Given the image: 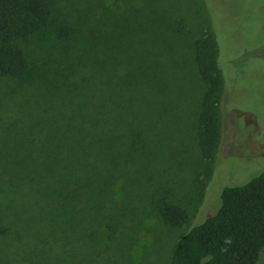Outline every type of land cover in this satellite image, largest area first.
<instances>
[{"label": "trees", "instance_id": "16d2710c", "mask_svg": "<svg viewBox=\"0 0 264 264\" xmlns=\"http://www.w3.org/2000/svg\"><path fill=\"white\" fill-rule=\"evenodd\" d=\"M53 6L0 0V264H105L103 255L112 264L108 251L118 247L109 243L144 216L187 225L167 264H259L264 171L224 187L217 211L193 226L171 189L138 186L151 183L152 166L174 162L186 136L204 161L202 187L213 173L225 78L208 5L167 26L190 52L195 99L187 121L169 107L180 99L176 86H158L164 73L120 61L130 31L110 20L123 9L119 0L87 5L71 24Z\"/></svg>", "mask_w": 264, "mask_h": 264}, {"label": "rangeland", "instance_id": "374dc122", "mask_svg": "<svg viewBox=\"0 0 264 264\" xmlns=\"http://www.w3.org/2000/svg\"><path fill=\"white\" fill-rule=\"evenodd\" d=\"M204 1L119 0L123 5L122 11L110 17L113 23L124 25L130 31L121 43L124 48L120 61L128 62L133 68L143 62L147 67L156 66L160 73H164L162 85L158 86L170 89L172 85L176 86L180 99L173 103L169 101V107L173 106L172 113L187 121L190 106L193 108L192 97L195 99V93H192L194 84L187 74L190 52L189 48L178 44L168 27L175 15L189 19L194 5H208L220 49L219 64L225 78V89L219 103L221 142L213 173L202 187L204 161L193 137L186 136L184 151L177 147L174 158H171L174 162L162 167L160 164L152 166L148 171L151 183L147 184L143 179L138 185L144 190L158 184L171 189L175 201L186 209L191 226L217 211L224 187L245 184L264 171V0ZM53 2V8L63 13L67 23L71 24L76 23L77 15L80 18L85 15L87 5H111L114 0ZM77 11L84 14L81 16L82 13L79 15ZM159 14L166 15L168 19H160ZM128 46L131 50L126 55ZM30 50H34L32 55L37 57V51ZM166 71L171 73L169 79H166ZM198 191H201L199 194L203 201L198 212L193 213L198 205ZM129 224H132L131 230L118 233L117 240L109 243L119 248L108 251L112 264H167L173 245L187 230V225L168 227L152 216L132 220L126 225ZM79 227L78 237L85 241L89 228L83 221ZM103 256L106 264L107 256ZM259 264H264V252Z\"/></svg>", "mask_w": 264, "mask_h": 264}]
</instances>
